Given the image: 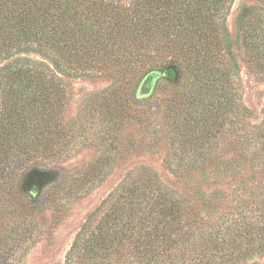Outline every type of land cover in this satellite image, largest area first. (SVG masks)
Returning <instances> with one entry per match:
<instances>
[{"label":"trees","instance_id":"trees-1","mask_svg":"<svg viewBox=\"0 0 264 264\" xmlns=\"http://www.w3.org/2000/svg\"><path fill=\"white\" fill-rule=\"evenodd\" d=\"M235 1L0 0V264L20 263L38 241V210L66 206L43 190L42 175L69 159L83 122L100 112V133L106 124L108 137L119 136L117 117L138 119L126 112L129 91L152 96L162 76L175 85L161 104L166 163L176 176L208 182L197 199L224 211L211 225L208 211L191 207L197 202L136 169L89 215L66 264L264 260V106L261 123L247 121L240 82L242 61L264 82V0L241 5L234 37ZM102 77L111 88L68 118L65 78Z\"/></svg>","mask_w":264,"mask_h":264},{"label":"rangeland","instance_id":"rangeland-1","mask_svg":"<svg viewBox=\"0 0 264 264\" xmlns=\"http://www.w3.org/2000/svg\"><path fill=\"white\" fill-rule=\"evenodd\" d=\"M244 3L253 4L255 0H236L228 16L227 25L234 37L237 34V16ZM240 64L242 99L248 110L247 121L259 124L263 120L264 82L252 75L243 61ZM65 81L69 95L68 118L78 117L88 105L89 94L100 96L113 84L112 79L107 77L65 78ZM174 86L162 76L152 96L138 97L137 90L129 91L126 112L132 109L138 119L131 122L117 117L118 124L112 129L119 136L108 137V131H112L106 124L100 133L103 118L99 116L100 112L93 119L83 122L81 136L74 139L68 148L69 159L51 167L57 168L56 171L42 175L43 190L58 192L66 206L57 214L52 210H38L35 220L40 238L18 264H66V254L89 215L107 200L128 172L142 167L154 171L164 185L175 190L182 199L190 201V205L197 202L191 205L192 208H197L201 213L208 211L211 225L217 221L224 207L211 209L209 204H203L196 197L199 189L208 188V182L176 176L166 163L171 151V132L161 112V104ZM57 181L62 183L60 188H56ZM80 185L83 188L81 196L70 199L68 195L71 189H78ZM255 205L260 206L257 202ZM198 216L203 218V215ZM257 264H264V260H259Z\"/></svg>","mask_w":264,"mask_h":264}]
</instances>
